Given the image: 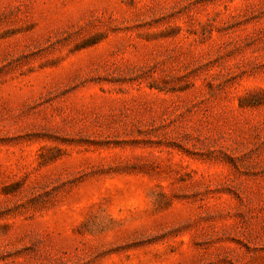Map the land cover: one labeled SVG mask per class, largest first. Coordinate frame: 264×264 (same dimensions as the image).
<instances>
[{
	"label": "rangeland",
	"instance_id": "obj_1",
	"mask_svg": "<svg viewBox=\"0 0 264 264\" xmlns=\"http://www.w3.org/2000/svg\"><path fill=\"white\" fill-rule=\"evenodd\" d=\"M0 264H264V0H0Z\"/></svg>",
	"mask_w": 264,
	"mask_h": 264
}]
</instances>
